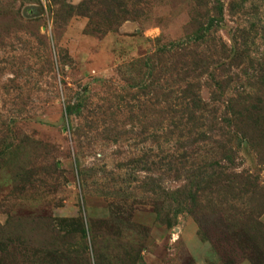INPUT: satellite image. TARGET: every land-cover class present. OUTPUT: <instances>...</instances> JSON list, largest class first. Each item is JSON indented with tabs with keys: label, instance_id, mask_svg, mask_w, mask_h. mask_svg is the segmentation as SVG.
I'll use <instances>...</instances> for the list:
<instances>
[{
	"label": "rangeland",
	"instance_id": "obj_1",
	"mask_svg": "<svg viewBox=\"0 0 264 264\" xmlns=\"http://www.w3.org/2000/svg\"><path fill=\"white\" fill-rule=\"evenodd\" d=\"M0 264H264V0H0Z\"/></svg>",
	"mask_w": 264,
	"mask_h": 264
}]
</instances>
